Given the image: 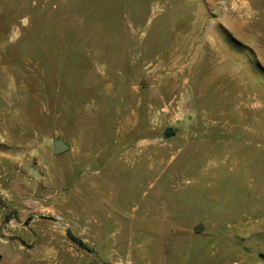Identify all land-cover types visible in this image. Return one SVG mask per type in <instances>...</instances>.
Returning <instances> with one entry per match:
<instances>
[{"label":"rangeland","instance_id":"374dc122","mask_svg":"<svg viewBox=\"0 0 264 264\" xmlns=\"http://www.w3.org/2000/svg\"><path fill=\"white\" fill-rule=\"evenodd\" d=\"M0 264H264V0H0Z\"/></svg>","mask_w":264,"mask_h":264},{"label":"water","instance_id":"95a60500","mask_svg":"<svg viewBox=\"0 0 264 264\" xmlns=\"http://www.w3.org/2000/svg\"><path fill=\"white\" fill-rule=\"evenodd\" d=\"M175 135V130L171 128H167L164 131L163 137L164 138H171ZM54 150L56 155L63 154L69 150V146L65 144L61 139H58L54 142ZM197 231H200V229H196Z\"/></svg>","mask_w":264,"mask_h":264},{"label":"trees","instance_id":"16d2710c","mask_svg":"<svg viewBox=\"0 0 264 264\" xmlns=\"http://www.w3.org/2000/svg\"><path fill=\"white\" fill-rule=\"evenodd\" d=\"M68 237L70 238V240L76 244L77 246H79L81 249L86 250L90 253H94V250L92 248H90L87 244H85L81 239L75 237L70 230H68Z\"/></svg>","mask_w":264,"mask_h":264}]
</instances>
